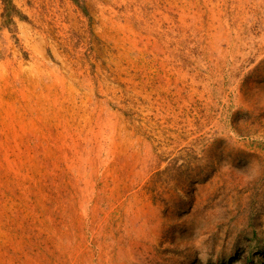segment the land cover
<instances>
[{
  "label": "rangeland",
  "instance_id": "1",
  "mask_svg": "<svg viewBox=\"0 0 264 264\" xmlns=\"http://www.w3.org/2000/svg\"><path fill=\"white\" fill-rule=\"evenodd\" d=\"M5 6L0 264H264V0Z\"/></svg>",
  "mask_w": 264,
  "mask_h": 264
},
{
  "label": "trees",
  "instance_id": "2",
  "mask_svg": "<svg viewBox=\"0 0 264 264\" xmlns=\"http://www.w3.org/2000/svg\"><path fill=\"white\" fill-rule=\"evenodd\" d=\"M5 6V10L8 11L7 9H9L11 7V0H2Z\"/></svg>",
  "mask_w": 264,
  "mask_h": 264
},
{
  "label": "bare ground",
  "instance_id": "3",
  "mask_svg": "<svg viewBox=\"0 0 264 264\" xmlns=\"http://www.w3.org/2000/svg\"><path fill=\"white\" fill-rule=\"evenodd\" d=\"M53 112V111H52ZM7 122V121H6ZM7 133V132H6ZM9 133V132H8ZM12 136V135H11Z\"/></svg>",
  "mask_w": 264,
  "mask_h": 264
}]
</instances>
